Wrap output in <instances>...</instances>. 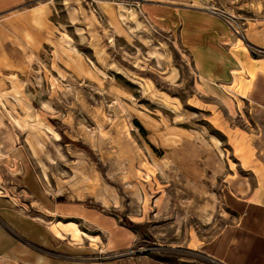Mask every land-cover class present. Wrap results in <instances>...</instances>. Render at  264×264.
Instances as JSON below:
<instances>
[{"label": "rangeland", "instance_id": "374dc122", "mask_svg": "<svg viewBox=\"0 0 264 264\" xmlns=\"http://www.w3.org/2000/svg\"><path fill=\"white\" fill-rule=\"evenodd\" d=\"M182 8L226 22L229 76L184 45ZM19 153L54 202L94 213L61 218L83 245L108 242L109 223L132 239L116 255L191 257L232 219L230 196L264 198V0H26L1 13L0 194L25 202Z\"/></svg>", "mask_w": 264, "mask_h": 264}, {"label": "crops", "instance_id": "0c3cea01", "mask_svg": "<svg viewBox=\"0 0 264 264\" xmlns=\"http://www.w3.org/2000/svg\"><path fill=\"white\" fill-rule=\"evenodd\" d=\"M25 1L0 0V14ZM178 15L182 22L181 40L198 64L209 61L218 70L216 73L229 76L233 59L227 54L226 22L201 9L182 8ZM21 156L19 153L15 158L19 162L16 185L27 201L23 202L21 196L0 194V264H264V198L260 189L230 196L232 219L210 241L191 249V257H163L153 252L116 255L131 246L127 230L105 223L110 227L108 242L83 245L88 234L61 218H94V213H85L82 205L54 202L46 194L31 161H22ZM117 235L124 236L119 243Z\"/></svg>", "mask_w": 264, "mask_h": 264}]
</instances>
